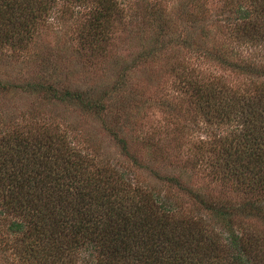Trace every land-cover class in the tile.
<instances>
[{
	"label": "trees",
	"instance_id": "obj_1",
	"mask_svg": "<svg viewBox=\"0 0 264 264\" xmlns=\"http://www.w3.org/2000/svg\"><path fill=\"white\" fill-rule=\"evenodd\" d=\"M195 1L196 21H203L205 0ZM235 1L227 9L231 36L264 46V0ZM59 7L62 13L83 9L81 39L96 50L123 17L121 0H0V45H27L38 24ZM185 7L180 14L186 16ZM195 49L198 57L250 80L239 89L195 69L178 75L194 110L210 125L231 128L210 137L206 144H214V158L204 162L211 180L232 185L231 191L216 197L174 176L133 184L135 176L83 153L54 123L25 122L24 115L16 122L1 118V249L11 264H264V82L256 79L264 67L256 57L213 45L197 42ZM31 88L52 103L78 104L98 117L103 110L77 90L49 82ZM114 136L126 151L127 140ZM130 158L149 170L135 155ZM157 185L180 195L162 194Z\"/></svg>",
	"mask_w": 264,
	"mask_h": 264
},
{
	"label": "rangeland",
	"instance_id": "obj_2",
	"mask_svg": "<svg viewBox=\"0 0 264 264\" xmlns=\"http://www.w3.org/2000/svg\"><path fill=\"white\" fill-rule=\"evenodd\" d=\"M198 3L121 0L123 17L114 21L97 50L81 39L83 9L62 13L55 8L50 18L38 24L27 45H0V83L7 84L0 89V119L12 117L16 122L24 115L25 122L54 123L83 153L97 155L115 170L135 176L130 179L133 184H156L157 178L174 176L213 196L228 194L232 185L212 181L204 162L214 158V144H206L210 137L225 136L231 128L208 124L182 93L178 75L195 69L206 79L219 78L221 83L245 89L248 78L198 57L197 49H192L197 42L213 45L221 52L256 57L257 65L264 67V46H250L231 36L227 9L235 0H205L207 17L199 22ZM183 5L189 15L180 14ZM256 79L264 82V75ZM35 82L85 93L103 110L98 117L78 104L52 103L31 88ZM115 134L127 140L126 151ZM130 154L149 170L137 168ZM157 186L162 194L180 195L173 188ZM5 229L1 224L0 264H11L1 249Z\"/></svg>",
	"mask_w": 264,
	"mask_h": 264
}]
</instances>
